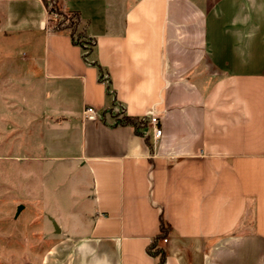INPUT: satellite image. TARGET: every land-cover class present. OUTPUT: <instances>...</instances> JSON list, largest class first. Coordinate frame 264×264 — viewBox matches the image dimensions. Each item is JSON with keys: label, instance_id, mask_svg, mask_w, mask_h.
Wrapping results in <instances>:
<instances>
[{"label": "crops", "instance_id": "crops-1", "mask_svg": "<svg viewBox=\"0 0 264 264\" xmlns=\"http://www.w3.org/2000/svg\"><path fill=\"white\" fill-rule=\"evenodd\" d=\"M46 1L0 0V125L20 128L0 146L28 148L0 159L29 169L27 194L69 163L83 206L28 264H158L161 217L164 264H264V0H56L80 14L106 82ZM121 113L147 118L142 134Z\"/></svg>", "mask_w": 264, "mask_h": 264}, {"label": "rangeland", "instance_id": "rangeland-1", "mask_svg": "<svg viewBox=\"0 0 264 264\" xmlns=\"http://www.w3.org/2000/svg\"><path fill=\"white\" fill-rule=\"evenodd\" d=\"M53 13H57L58 18L54 23L56 25L60 20V14L58 11H53ZM25 46L23 45L20 50H14L15 56L29 58L32 52L28 51ZM5 53H7L6 57L10 54L8 50ZM1 56L3 55L0 54ZM20 83L24 92L38 94L42 91V83L39 79H23ZM25 102L26 100L23 99V106ZM27 122H29L28 119L22 123L24 140L29 138L30 123ZM5 126L0 125V134L6 135V138L9 137V134L20 130V128H14L8 132ZM18 135L19 133L16 132L14 137L18 138ZM11 141L12 138L7 139V146H0L1 157L28 155L27 147L12 146L10 145ZM18 142L16 140V143ZM51 170L52 175H49L47 179V189L32 188L29 190L31 193L27 194L24 193V190L27 182L31 179L26 176L29 174V169L20 166L17 161L0 159V254L3 264H28L31 260H36V257L42 254L38 248L42 246L48 248L49 244H52L51 241L45 245L44 238L53 237L56 229L58 231V224L64 227L78 219L83 200L80 197L81 193L76 190L72 197L71 172L76 170L70 171L69 163L60 161L53 162ZM82 194L84 193L82 192ZM18 202L23 203V209L19 213Z\"/></svg>", "mask_w": 264, "mask_h": 264}, {"label": "trees", "instance_id": "trees-1", "mask_svg": "<svg viewBox=\"0 0 264 264\" xmlns=\"http://www.w3.org/2000/svg\"><path fill=\"white\" fill-rule=\"evenodd\" d=\"M46 5L50 12L58 11L60 14L59 22L52 27V31L54 32H68L71 36L73 44L76 46H80L83 50V57L88 64H92L97 66L99 70V80L106 82L104 78V70L102 67L95 62L88 61V57L93 52L96 41L95 39L89 37L85 27L82 24L81 16L78 12H71L67 13L63 11L57 4L56 0H50L49 2L46 1ZM107 91H110V83H107ZM118 122L120 125L125 126H133L138 134L141 133V129L145 128L148 125L147 118H139V117H132L121 113L119 115ZM173 232L172 227L170 224L165 221L163 217L160 218V232L155 237L154 241L151 243L149 247V252L152 255L159 257L158 264H164L165 262V253L162 248L158 247V242L167 238Z\"/></svg>", "mask_w": 264, "mask_h": 264}, {"label": "built area", "instance_id": "built-area-1", "mask_svg": "<svg viewBox=\"0 0 264 264\" xmlns=\"http://www.w3.org/2000/svg\"><path fill=\"white\" fill-rule=\"evenodd\" d=\"M52 14V16L54 17V22H56L57 20V13H53V12H50ZM85 117L86 119L88 120H96L97 119V111L91 107V106H88L86 109H85ZM151 123L154 125V137L156 139L160 138L161 137V134H162V131L161 129L157 126L158 125V118L157 117H152L151 118Z\"/></svg>", "mask_w": 264, "mask_h": 264}, {"label": "water", "instance_id": "water-1", "mask_svg": "<svg viewBox=\"0 0 264 264\" xmlns=\"http://www.w3.org/2000/svg\"><path fill=\"white\" fill-rule=\"evenodd\" d=\"M18 212H19V210H18Z\"/></svg>", "mask_w": 264, "mask_h": 264}]
</instances>
